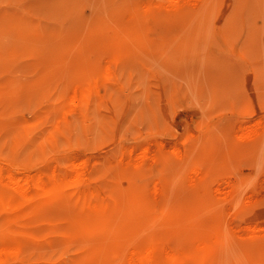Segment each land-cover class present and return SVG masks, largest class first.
Returning <instances> with one entry per match:
<instances>
[{
    "label": "rangeland",
    "instance_id": "rangeland-1",
    "mask_svg": "<svg viewBox=\"0 0 264 264\" xmlns=\"http://www.w3.org/2000/svg\"><path fill=\"white\" fill-rule=\"evenodd\" d=\"M263 123L264 0H0V164L85 161L110 203L148 212L0 264H119L150 235L217 236L206 264H264Z\"/></svg>",
    "mask_w": 264,
    "mask_h": 264
},
{
    "label": "bare ground",
    "instance_id": "bare-ground-1",
    "mask_svg": "<svg viewBox=\"0 0 264 264\" xmlns=\"http://www.w3.org/2000/svg\"><path fill=\"white\" fill-rule=\"evenodd\" d=\"M99 91H101V88L99 87L98 81H96V83L90 81L88 84H77L76 89L73 91L72 101L74 104L81 105L82 99L88 95L92 96L94 93H98ZM60 95L61 93L59 96ZM60 105L63 106V104ZM98 124L99 123H97V125ZM150 132H148L149 135ZM153 133L151 134L153 135ZM237 133L239 134V132ZM245 133L241 132L240 135L243 136ZM246 134H248V132ZM171 137H173V134ZM141 138H143V136H141ZM243 138L245 139V137ZM35 155L39 156L38 154ZM15 165L17 164H0V263L8 259H18L22 261L23 258H21V254L26 252L28 242L30 240H45L54 237L66 238V240H75L83 238L84 236L87 237L88 235L96 232H100L104 224L117 222L115 216L122 212H118L119 209L126 211V214L123 216L125 223L132 221L138 222L140 221V218L143 217V215H147L148 213L142 209V205H140V203L135 205L132 204V206L128 207L118 203H110L108 198L105 195H102L100 191L94 187L92 176L89 174L90 170L85 168V161H73L71 164L66 166L65 170L52 167L50 169H45L40 173H31L28 168L24 166L21 167L19 164V168L14 171L13 168ZM193 172L195 176L199 177L201 175L199 168H194ZM154 189L155 191L160 190L159 184L156 183L154 185ZM54 205H59L61 209L54 208ZM111 209L115 210L112 214V217L108 213V211ZM111 230L113 231V229ZM220 240L221 238L217 236L215 238L212 235H203L199 236L197 240L192 242L191 246L187 247L184 245H165V243H160L156 237L150 235L149 237L136 241L132 243L131 246H128L127 251L122 254L119 264H206L209 259H212L211 257L214 255V253L218 251L217 245ZM252 243H255V241H251V244Z\"/></svg>",
    "mask_w": 264,
    "mask_h": 264
}]
</instances>
